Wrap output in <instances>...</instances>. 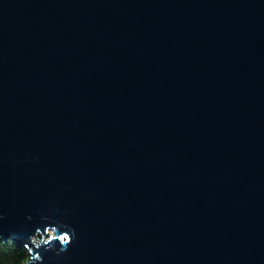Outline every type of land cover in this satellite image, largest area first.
I'll use <instances>...</instances> for the list:
<instances>
[{"label":"water","instance_id":"95a60500","mask_svg":"<svg viewBox=\"0 0 264 264\" xmlns=\"http://www.w3.org/2000/svg\"><path fill=\"white\" fill-rule=\"evenodd\" d=\"M2 237L264 264V0H0Z\"/></svg>","mask_w":264,"mask_h":264},{"label":"trees","instance_id":"16d2710c","mask_svg":"<svg viewBox=\"0 0 264 264\" xmlns=\"http://www.w3.org/2000/svg\"><path fill=\"white\" fill-rule=\"evenodd\" d=\"M10 246L11 254L7 257L0 252V264H26L30 259L29 250L12 238H0V246Z\"/></svg>","mask_w":264,"mask_h":264},{"label":"rangeland","instance_id":"374dc122","mask_svg":"<svg viewBox=\"0 0 264 264\" xmlns=\"http://www.w3.org/2000/svg\"><path fill=\"white\" fill-rule=\"evenodd\" d=\"M10 249H11L10 246L9 247L8 246L6 247L4 245L0 246V252H2L7 257L11 254V250ZM29 260L27 262H29Z\"/></svg>","mask_w":264,"mask_h":264},{"label":"snow or ice","instance_id":"6c2138e0","mask_svg":"<svg viewBox=\"0 0 264 264\" xmlns=\"http://www.w3.org/2000/svg\"><path fill=\"white\" fill-rule=\"evenodd\" d=\"M61 240H69L68 233H65L64 236L60 237Z\"/></svg>","mask_w":264,"mask_h":264}]
</instances>
